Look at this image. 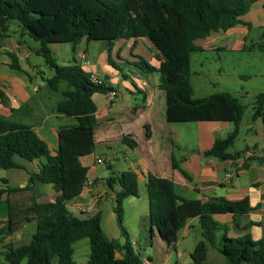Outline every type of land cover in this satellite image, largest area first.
<instances>
[{"label":"trees","instance_id":"trees-1","mask_svg":"<svg viewBox=\"0 0 264 264\" xmlns=\"http://www.w3.org/2000/svg\"><path fill=\"white\" fill-rule=\"evenodd\" d=\"M254 1L0 0V31L5 32L9 22L16 21L22 34L40 42L37 54L53 71L46 85L50 91L61 95L55 112L74 120L73 124L60 127L57 149L50 151L33 128L12 116L0 114V170L20 168L16 160L36 162L35 171L25 185L10 186L7 179L0 178V204L6 197L7 206V220L0 222V264H21L24 260L26 264H53L54 259L57 264H75L72 245L84 238L89 239L88 264H142L127 239L120 244L107 238L101 227L100 213L80 218L67 209V202L81 194L88 180V169L81 165L80 158L92 155L96 147L97 107L92 96L107 95L115 90L104 80L102 84L92 83L91 74L75 60L68 65L57 64L48 46L70 44L76 51L82 40L106 41L111 45L121 40L146 39L153 47L156 65L141 61L149 72L159 74L158 86L165 93L166 121L234 123L236 128L225 138L217 139L204 156L235 160L241 152L229 154L227 149L238 136L245 107L228 92L192 99L191 54L202 51L197 40L241 24V18ZM9 56V68L21 71L17 57L10 53ZM60 82L66 84V89L60 90ZM0 104H7L1 90ZM25 110L22 107L11 112L17 114ZM252 116L264 122V92L256 95ZM146 136L149 137L148 133ZM122 142L130 147L136 145L129 137H124ZM184 175L188 178L186 173ZM144 177L151 234L155 228L160 240L169 244L189 220H198L202 240L194 246L188 264H213L207 261L209 247L223 257V264H264V235L259 240H253L249 234L229 237L226 225L214 218L231 214L235 221L236 216L252 210L248 198L187 200L176 194L172 180L152 173ZM37 183L52 186L56 194L53 201H37ZM106 183L110 189L114 183L119 186L114 213L121 226L123 201L138 196L137 177L131 171H124ZM31 224H34V233L26 244L13 247L5 242ZM262 226L264 228V222ZM121 231L126 238L122 226ZM117 254L122 258H116Z\"/></svg>","mask_w":264,"mask_h":264},{"label":"crops","instance_id":"crops-1","mask_svg":"<svg viewBox=\"0 0 264 264\" xmlns=\"http://www.w3.org/2000/svg\"><path fill=\"white\" fill-rule=\"evenodd\" d=\"M219 32L225 33L224 31H218L211 33L210 36ZM132 41L133 47L136 46L138 42L143 44L147 43V40L144 38H138L136 41ZM120 42L118 51H121L124 41L121 40ZM66 45H68L73 53L72 60H75L77 63H80L79 56L81 52H83L86 59V62H83V65L86 66L85 70L90 74H96V76L101 79L97 73V66H101L102 68L105 67L104 59L106 55H109L108 49L110 47L108 42H86L82 40L77 46L76 51L73 50L70 44ZM154 54L153 52L152 57H154ZM107 59L106 65L109 64V56ZM82 67L84 68V66ZM1 77L0 75V90L6 96L7 104H0V114L5 117L12 116L15 120L30 126L47 144V140H50V136L45 128L48 124L53 125L50 134L52 136V144H54L55 141V147L52 151L56 150L58 146V130L60 127L74 123L73 119L64 117L55 112L56 103L59 101L58 98L53 96L54 98H52L48 109L47 102L42 100V97L45 96L38 95L40 91L37 90H39V88L35 86L37 90H34V88L31 87L33 84L27 85V81L24 78L7 74L9 86L5 91V88L2 86V84L5 83ZM158 85L159 82L154 84V86L159 89ZM154 86L151 88L145 87L141 111L142 115L140 117L142 119L141 123H135V125L126 123V126L124 125L123 128L124 130L117 131L115 135H113V126H116V122L119 119L117 114L107 111L104 117L99 118L97 112V126L94 131L95 145L97 144V136L100 142H107L110 144L117 141L123 143L122 139L124 137L132 139L134 136L137 140L135 142V147H130L123 143V145L128 147L125 148L123 146L124 150H129L131 156L126 157L124 154L123 161H128L124 165L125 168H127V171L134 173L137 177L138 194L140 187H143L145 191L144 175L146 173H152L158 177L172 180L176 194L187 200L206 202L225 199L229 201H238L248 198L252 210L246 214L236 216L235 221L231 214L215 215L214 218L218 222L226 225L227 235L229 237H240L244 234H249L253 240L262 238L264 235V228L262 226L264 222V122L261 119H253L252 115L244 119V129L247 135L245 146L241 150L230 152L229 149L234 146L235 140L234 144L227 149V153L229 154L241 152L239 158L235 160L207 158L204 156V152L209 150L217 139L225 138L228 133L236 128V125L231 122L221 121L198 122L197 147L194 150H189L184 144H177L180 136L174 126H172L177 123H168L166 121L165 93L160 89L159 90L163 92V94L157 93ZM110 103H112V101ZM157 106L159 112L156 109ZM22 107L26 108L24 112L12 114L11 110ZM111 108L112 107H110V110ZM241 123L242 121L238 125L239 132L237 138L243 131L241 129ZM170 129H172L174 133L170 132ZM147 133L149 137L146 136ZM175 150H177L178 153H182L177 155ZM86 157L88 156L80 158V163L88 169L87 179L91 180L92 184L89 186L85 185L78 197L67 202V209L73 215L77 217L81 216L82 218L92 216L97 212L100 213L101 227L107 238L124 244L126 239L124 242H119L117 239H114V236L120 238L121 236L125 237L121 231L123 215L120 226L117 216L114 213V206L111 203L112 200H115V193L119 190V186L117 183H114V186L112 185V189H110L105 179L92 177L94 166L83 162V159ZM104 160L107 164V169L112 171V158H105ZM94 163L97 164L96 161ZM30 164H33L34 172L36 162ZM174 164L175 166H173ZM124 171L126 170L123 168L118 176ZM234 171V175H231L229 178L226 177L227 174ZM184 173L188 175V178ZM0 178L7 179L9 184L11 182V179L8 177L3 176ZM103 186L107 187V189H103ZM35 196L38 202H44V200L53 201L56 194L51 185L37 183L35 185ZM86 197H90L89 200H87ZM145 197L147 201V195ZM5 201L6 197L3 198V203L0 204V222H5L7 220V206ZM84 206L91 209L93 208L91 214L85 215L78 212L77 207ZM251 223H253V225H250ZM258 223H260V225H258ZM31 225L34 226V224ZM28 226L7 238L5 242H10V240L17 238L20 234L27 235L26 228ZM138 226V229H132L130 227L129 230L133 232L138 231L137 233L140 240L135 242L136 247L140 246V244L146 247L145 249L137 247V255L141 262L147 261L149 264H172V259H175L173 264L190 263V254L198 241L192 240L191 249H188L187 252L182 249L180 250V246L185 239L190 238L194 233H199L201 236L197 219L189 220L181 230V235L179 236L178 233L176 239L169 244H165L160 240L155 228H153V233H150L148 213L140 217ZM122 229L125 230L123 226ZM125 232L127 233L126 230ZM126 237H128V234ZM131 248L134 252L132 245ZM139 250L143 253L140 254ZM183 254H185V259L180 262ZM116 258L121 259L122 256L117 254Z\"/></svg>","mask_w":264,"mask_h":264},{"label":"rangeland","instance_id":"rangeland-1","mask_svg":"<svg viewBox=\"0 0 264 264\" xmlns=\"http://www.w3.org/2000/svg\"><path fill=\"white\" fill-rule=\"evenodd\" d=\"M241 20V24L224 34L219 32L212 34L209 38L197 40L196 44L202 48V51L191 54L190 66V83L193 90L192 99L207 97L216 92H228L238 98L245 106L241 123V129L243 131L236 139L234 146L229 149L230 152L241 150L245 146L247 135L244 129V119L247 116L253 115L255 97L257 94L264 92V0L254 1L250 5L249 11ZM120 43V41H117L111 43V45L108 44L110 46L108 49L110 63L106 65L108 60V56L106 55L104 59L105 69L97 66L99 77L114 88L116 93L115 98L110 103L108 94L97 93L92 96L97 107L99 118L104 117L107 111L117 114L119 119L116 122V126H113V135L119 130H124L123 128L124 125L126 126V123H132L134 125L135 123H141L142 119L140 117L142 115L141 111L145 87L151 88L159 82V74L149 72L141 61L143 59L147 64L156 65V62L152 59V53L154 52L152 45L147 41L144 44L138 42L133 47V41L131 39L124 41L121 51H118ZM48 47L52 51L57 64L68 65L73 62V53L68 45L51 44ZM40 48V42L34 41L28 35L21 33L18 22H9L7 30L5 32L0 31V75L5 83L1 84L6 91L9 86L7 74L24 78L27 81V85L33 84L31 87L34 90H37L35 86L39 88L37 91L40 92L37 93L40 96H45L42 97V100L47 102L49 109L52 98L55 97L60 100L61 95L60 93L50 91L46 85V79L52 77L53 71L47 67L44 58L37 54ZM9 53L17 57L21 71H15L9 68L11 64ZM79 58V64L84 66L85 69L86 66L83 65V62H86V59L83 52H81ZM154 87L157 93L163 94L164 91L161 92L156 86ZM59 88L60 90L66 89V84L60 82ZM110 107H112L111 110ZM156 109L159 112L158 106ZM172 126H174L180 136L177 144H184L189 150L196 149L199 130L198 122L177 123ZM52 128L53 125L51 124H48L45 128L50 136V140H47L50 151L55 147V141L52 144L53 141L50 134ZM169 131L174 133L172 129ZM132 141L134 143L137 141L134 136ZM133 142H129V144L134 145ZM123 146L128 148L121 141L111 144L100 142L97 136L94 153L83 159L85 164L89 163L91 166H94L91 176L108 180L118 176L123 168L127 171L124 165L128 161H123V157L124 154L126 157L131 156L129 150H124ZM175 152L177 155L182 153H178L177 150ZM97 158H112V171L107 169L106 162L104 164H95L94 162ZM16 162L21 166L20 168L0 171V177L4 176L11 179L12 185L10 182V186L24 185L27 183L29 175L33 172V164L31 165L21 160H16ZM103 189H107V187L103 186ZM145 196L143 187H140L137 197H129L123 201L122 226L127 231L128 237L121 236L120 238L114 236V239H117L119 242H124L127 239L129 244L134 248L136 255L138 253L137 247H141V249H145L146 247L140 243V246L136 247L135 242L140 240L138 231L133 232L129 228L138 229L140 217L147 215L148 209ZM16 198L20 197L16 196ZM89 198L86 197L87 200ZM111 203L115 207V200H112ZM92 210L93 208L90 210V214ZM79 217L82 218L81 216ZM26 231L27 235L20 234L17 238L10 240L9 243L13 247L26 244L34 233V226L29 225ZM181 232H179V236ZM220 234L221 232L217 234L218 238ZM217 239L216 243H218ZM192 240L200 241L202 237L199 233L192 234L190 238L182 242L180 250L182 249L187 252L188 249H191ZM72 247L75 264H88L90 255L89 239H81L73 243ZM139 253L142 254L143 252L139 250ZM183 259H185V254H183L180 262ZM174 261L175 259H172L171 263L173 264ZM207 261L213 264H223L224 259L217 251L209 248ZM21 264H26L25 260ZM53 264H57L56 259L53 260Z\"/></svg>","mask_w":264,"mask_h":264},{"label":"built area","instance_id":"built-area-1","mask_svg":"<svg viewBox=\"0 0 264 264\" xmlns=\"http://www.w3.org/2000/svg\"><path fill=\"white\" fill-rule=\"evenodd\" d=\"M90 81L92 83H94V84H102L103 80L99 79L96 76V74H91L90 75ZM115 96H116V93L114 91L110 92L108 94V100L112 101L115 98ZM96 163L97 164H104L105 160L102 159V158H97L96 159ZM234 174H235V171L234 172H230L229 174L226 175V177L229 178L231 175H234ZM91 184H92V181L88 179L87 182H86V186H89ZM77 210L79 211L80 214H85V215L87 214L88 215L90 213L91 209L89 207H85L84 206V207H77ZM142 264H149V263L147 261H145V262H142Z\"/></svg>","mask_w":264,"mask_h":264}]
</instances>
